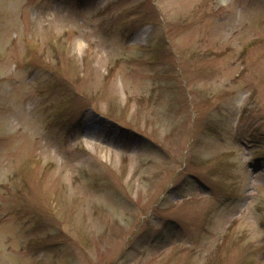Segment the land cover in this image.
<instances>
[{"label": "rangeland", "instance_id": "rangeland-1", "mask_svg": "<svg viewBox=\"0 0 264 264\" xmlns=\"http://www.w3.org/2000/svg\"><path fill=\"white\" fill-rule=\"evenodd\" d=\"M0 264H264V0H0Z\"/></svg>", "mask_w": 264, "mask_h": 264}]
</instances>
